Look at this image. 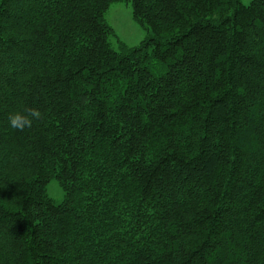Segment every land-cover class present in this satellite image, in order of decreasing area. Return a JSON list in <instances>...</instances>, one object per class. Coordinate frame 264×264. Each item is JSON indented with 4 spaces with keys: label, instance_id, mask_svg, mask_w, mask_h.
Listing matches in <instances>:
<instances>
[{
    "label": "trees",
    "instance_id": "1",
    "mask_svg": "<svg viewBox=\"0 0 264 264\" xmlns=\"http://www.w3.org/2000/svg\"><path fill=\"white\" fill-rule=\"evenodd\" d=\"M0 264H264V0H0Z\"/></svg>",
    "mask_w": 264,
    "mask_h": 264
},
{
    "label": "rangeland",
    "instance_id": "2",
    "mask_svg": "<svg viewBox=\"0 0 264 264\" xmlns=\"http://www.w3.org/2000/svg\"><path fill=\"white\" fill-rule=\"evenodd\" d=\"M243 1L248 2L249 0ZM106 20L116 34L113 39L115 45L118 39L128 47H136L149 36L148 31L133 17L131 3L114 2L106 12ZM47 188L48 193L56 202L63 200L64 191L56 179L52 180Z\"/></svg>",
    "mask_w": 264,
    "mask_h": 264
},
{
    "label": "clouds",
    "instance_id": "3",
    "mask_svg": "<svg viewBox=\"0 0 264 264\" xmlns=\"http://www.w3.org/2000/svg\"><path fill=\"white\" fill-rule=\"evenodd\" d=\"M43 119L42 113L31 107H26L20 111H14L8 114V125L11 129L24 131L26 128L30 129L34 121Z\"/></svg>",
    "mask_w": 264,
    "mask_h": 264
}]
</instances>
